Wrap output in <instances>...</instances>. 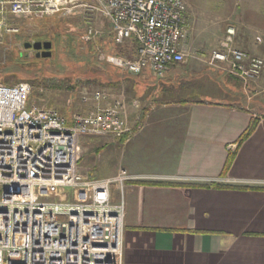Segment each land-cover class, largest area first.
<instances>
[{"label":"crops","instance_id":"obj_1","mask_svg":"<svg viewBox=\"0 0 264 264\" xmlns=\"http://www.w3.org/2000/svg\"><path fill=\"white\" fill-rule=\"evenodd\" d=\"M186 4V52L196 46L209 58L233 27V47L264 60V0H216L205 11L216 31L198 43ZM127 43L134 57L137 44ZM198 61L177 64L163 78L149 70L120 75L132 135L80 138L87 149L81 175L106 179L124 169L133 177L124 191V264H264V73L247 94L238 79ZM190 74L198 75L203 100L179 89ZM230 153L236 156L224 173Z\"/></svg>","mask_w":264,"mask_h":264},{"label":"built area","instance_id":"obj_2","mask_svg":"<svg viewBox=\"0 0 264 264\" xmlns=\"http://www.w3.org/2000/svg\"><path fill=\"white\" fill-rule=\"evenodd\" d=\"M75 9L85 10L86 42L103 35L95 16L109 21L116 45L135 40L134 57L100 55L123 73L149 70L163 78L186 61L184 0H0V31H20L7 22L9 16L44 18ZM234 34L229 27L209 63L221 65L249 94L264 73V60L234 48ZM32 91L28 82H0V264H124V191L133 177L124 169L106 179L79 172L81 136L132 135L124 102L67 119L57 109L30 104ZM54 196L67 201H50Z\"/></svg>","mask_w":264,"mask_h":264},{"label":"rangeland","instance_id":"obj_3","mask_svg":"<svg viewBox=\"0 0 264 264\" xmlns=\"http://www.w3.org/2000/svg\"><path fill=\"white\" fill-rule=\"evenodd\" d=\"M80 1L82 3L84 2L88 4L93 3V0H79V2ZM185 1L190 5L191 11L194 12L195 15L192 21L191 33L193 39L192 41L198 43V40L201 39V36L204 32L207 31V33H210L211 31H216V29L214 28L211 29V26H213V21L207 19L205 15L206 8L210 9L212 5L216 3V0ZM64 12L65 11L61 12L60 14L44 18L32 15H19L7 17V22L15 27H18L20 31L18 33H8L4 30L0 31V74L2 75L4 72L12 73L10 62L13 58H15V56L22 54L23 59L25 60V62H28L29 65H26V67H20V69L17 68L13 70V72L17 76H23L27 78L34 79L39 76L42 77L40 83L37 81L29 82L33 86V91L29 100L30 104H36L41 107L57 109L58 111H60L61 114L66 117H71L74 113L85 115L86 112L91 113L99 108H105L110 102L111 104H113L117 100H122L121 102L123 103L124 91H120L117 82H115L114 84V86L116 87L115 89L110 87V84L114 83L113 81L115 80L112 77L110 78L111 74L105 75L103 68H101L100 66L95 65L90 67V70L87 71L85 75H76L73 71H68L66 69L64 70L63 67L61 68L59 64H56L54 62V60L52 61L53 56L58 53V50L60 48L66 49V45L63 44L65 42L63 41L65 37L64 35L67 33L73 35L75 43L77 42L75 45H79L81 47L79 48L78 46L79 50L82 49L81 42L85 43L84 45L86 46L92 45L94 47L93 50L98 53V61L100 63L109 64L107 61L100 60V55L102 53L105 56L116 54L107 51L112 41L109 36H107L105 33L108 29V25L103 23V18L101 16H95V27L100 31L102 30L103 35L94 41L86 42L83 38L87 24L84 18L85 10L75 9L74 12L72 11L70 14H65ZM204 27H210V29L203 30ZM57 34H61L62 38H60L59 40L54 38ZM225 36L226 35H224V37L222 38V41ZM46 38H48V40H45ZM49 40L52 41L53 44L52 56L50 58H44L38 61L37 58H35V52L31 49H26L24 47V44L26 42L34 43L36 41L44 42ZM194 48L198 49V47L196 46H193V49ZM193 49H191L189 52H186V61L184 64L190 63L191 60H199L202 61L200 63L203 65H206L216 70L224 71L221 65H212L209 63L210 54L212 53V51L215 50L214 48L211 49V53H208L209 58H205V60L197 54L198 50L194 51ZM204 50L206 49L203 48L199 51H201L202 53L205 52ZM124 55L131 57L128 52ZM107 68L108 69L106 71H114L116 67L114 65L109 64L107 65ZM120 72L123 73L122 71ZM197 76L198 75L196 74L186 75V81L184 82V86L181 88L179 87L180 90H188V100L198 101L203 100L205 98L199 92L200 86H198V82L196 81ZM7 79H9L8 85L22 82L20 80H17V77L15 76H10ZM177 87L178 86H175V91ZM97 92L103 93L104 96H101V98H99L98 100L94 99L93 97ZM175 97H179V95H176ZM125 114L126 105L124 109V116ZM125 117L131 125L127 116ZM111 136L114 137L113 135ZM79 144L81 148V159L82 156L85 155V153L87 152V149H84L82 147L80 139ZM120 170L121 169L117 171V174ZM67 192L68 198L71 200L72 190L69 189ZM49 200L67 201V198L54 196Z\"/></svg>","mask_w":264,"mask_h":264},{"label":"trees","instance_id":"obj_4","mask_svg":"<svg viewBox=\"0 0 264 264\" xmlns=\"http://www.w3.org/2000/svg\"><path fill=\"white\" fill-rule=\"evenodd\" d=\"M64 36L65 37H64L63 42L65 43L63 44L66 45V49L60 48L58 50V53L55 54L52 58V61L54 60V62L56 64H59L61 68L63 67L64 70L66 69L68 71H73L76 75H85V73L90 70V67L97 65L103 68L105 75L111 74V77L115 80L114 82L119 81L120 75H125V73H121L117 67L115 68L114 71H109V70L106 71L108 69L107 65L109 64L100 63L98 61V53L95 52V50H93L94 47L92 45L86 46L84 45L85 43L81 42L82 49L79 50V48L81 47L78 45L79 46L78 48V46L75 45L77 42L75 43V40L73 39L74 38L73 35L67 33ZM54 38L59 40L60 38H62V35L57 34L56 37ZM38 40H41V39H38ZM45 40H48V38H46ZM129 48H131V43H127V44L119 46V45H116L114 41L112 40V43H110L107 51L110 53H116L117 55H124L125 53L128 52ZM37 60L39 61L41 59H37ZM26 65H29V64L28 62H25L22 54L15 56V58H13L12 61L10 62L12 73L4 72L2 75L0 74V82L8 85L9 79L7 78L10 76H15L17 77V80H20L22 82L29 83V82L37 81L40 83L42 80V77L40 76L33 79V78H27L23 76H17L13 72V70L17 68L20 69V67H26ZM256 126H257V122H254L249 128V130L243 135L242 141L248 138L254 132V130L256 129ZM235 156H236L235 153H230L228 160L226 162L225 168H224V173H227L230 170L234 162Z\"/></svg>","mask_w":264,"mask_h":264},{"label":"water","instance_id":"obj_5","mask_svg":"<svg viewBox=\"0 0 264 264\" xmlns=\"http://www.w3.org/2000/svg\"><path fill=\"white\" fill-rule=\"evenodd\" d=\"M52 41H36L34 43L31 42H26L24 44V47L26 49H34L35 51H38L37 57H42V58H50L52 56Z\"/></svg>","mask_w":264,"mask_h":264},{"label":"flooded vegetation","instance_id":"obj_6","mask_svg":"<svg viewBox=\"0 0 264 264\" xmlns=\"http://www.w3.org/2000/svg\"><path fill=\"white\" fill-rule=\"evenodd\" d=\"M31 50H33L35 53V58H37V59H44V58H42L41 56L40 57H37L36 55H37V53H38V51H35L34 49H32V48H30Z\"/></svg>","mask_w":264,"mask_h":264}]
</instances>
